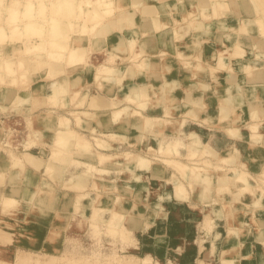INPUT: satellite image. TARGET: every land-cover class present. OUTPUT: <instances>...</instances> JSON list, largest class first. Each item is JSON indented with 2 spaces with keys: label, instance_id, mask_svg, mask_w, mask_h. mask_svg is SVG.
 I'll return each instance as SVG.
<instances>
[{
  "label": "crops",
  "instance_id": "obj_1",
  "mask_svg": "<svg viewBox=\"0 0 264 264\" xmlns=\"http://www.w3.org/2000/svg\"><path fill=\"white\" fill-rule=\"evenodd\" d=\"M196 1L142 0L136 8H127L123 15L132 14V24L122 23L116 29H108L99 42L94 43L90 62L98 64L106 58L105 51H109L110 45L136 37L137 48L141 50L137 60L142 66L132 61L124 45L115 63L120 82L103 81L99 86L92 69L85 72L77 67L69 72L72 78L78 79L73 90L80 88L89 96L116 102L114 106L99 107H87L89 101L86 102L78 109H85L92 116L84 117L81 127L74 122L72 126L85 134H90V129L95 127L99 133L124 136L125 140L119 138L112 143L120 145L118 149L148 157L151 156L146 152L148 145L181 136L187 143V135L195 133L202 144L205 142L203 145L215 151L216 155L210 157L213 165L201 170L199 177L190 172L183 177L160 158L150 157L155 165L145 169L138 166L134 157L122 156L120 170L112 167L103 176L97 173L88 176L89 196L83 199L86 204L83 210L88 214L89 204H101L106 209L105 218L112 210L124 216L122 222L133 237L124 252L150 254L161 260L170 259L175 264H264V187L255 196L251 189L240 192L235 172L230 170L236 167L238 171H245L250 186L264 179V58L255 55V51L264 52V39L259 42L253 25L249 34L241 33L244 14L231 11L211 20L197 16L192 24L186 23L182 16ZM144 5L157 10L158 15L145 12ZM152 15L158 17L163 26L155 28ZM238 42L244 53L232 56ZM219 53L223 54L226 65L222 68L217 62ZM245 63L252 64L250 73L242 69ZM33 87L47 90L48 82L38 78ZM31 88L24 92L30 93ZM131 90L137 92L136 102L127 99ZM250 104L259 109L256 119L252 118ZM27 106L29 110L25 114L32 117L47 109L52 110L53 116L66 114L72 107L71 104L56 107L32 106L31 103ZM113 108L125 109L117 120L111 117ZM2 113L0 110V120L7 116ZM146 119L150 122L146 123ZM36 125L42 130L45 128L42 121L36 120ZM29 150L36 154L44 148L32 146ZM182 152L186 154L185 150ZM224 157L232 158L231 163L221 162ZM182 160L188 161L184 155ZM5 165L6 160L0 158V167ZM82 171L70 166L65 173L77 175ZM4 172L5 183L18 186L20 198L24 195L12 214L0 212V226L10 233L14 247L40 248L45 244L46 233L52 230L63 231L65 237L84 236L83 229L74 225L73 190L51 181L44 170H19V179H10L14 173L11 170ZM206 178L210 180L209 187L204 181ZM172 179L184 185L185 194L176 193ZM111 181L116 189H106V183ZM92 182L97 184V190L90 186ZM47 188L54 192L51 200L46 196L43 199ZM31 192L35 194L34 199L28 196ZM64 206L66 211H61ZM102 240L107 249L120 247L109 235L104 234Z\"/></svg>",
  "mask_w": 264,
  "mask_h": 264
},
{
  "label": "bare ground",
  "instance_id": "obj_2",
  "mask_svg": "<svg viewBox=\"0 0 264 264\" xmlns=\"http://www.w3.org/2000/svg\"><path fill=\"white\" fill-rule=\"evenodd\" d=\"M259 1L264 5V0H197L189 6L186 15L182 16V18L186 23L192 24L197 16L205 20H211L217 18L218 15L223 16L230 11L237 14H244L242 15V25L239 28L240 32L249 34L250 27L253 25L256 28L259 42H261L264 39V6L261 8ZM141 2L142 0H0V103L12 102L14 105L17 104L18 108L23 112L15 113L12 111H4V113L6 115H21L24 119L25 128L27 125V129H25L27 132L23 134V139L17 145H14L8 140L11 131L8 132L0 120V147L3 146L7 150V158L10 164V168H8L14 172L10 175V179H19V170H29V168L33 170H44L46 175H51H48L51 181L53 180L54 183L57 181V183L62 184L67 190H73L75 192V199L72 205L76 214L84 213L83 209L86 207L83 199L89 196L88 191H86V188L89 186L87 185L88 176L93 173H97L96 175L98 176H103V174L109 173L112 167L120 170L119 164L122 156L134 157L138 161V166L145 169H151L155 165L153 158L150 157H156L155 159L160 158L164 164L173 167L183 177H186L189 172L194 177H199L201 170H207L208 167L213 165L210 157L216 155L215 151L209 146L203 145L205 142L202 144L195 133L187 135V143L183 141L181 136L158 140L156 144L148 145L146 152L151 155L148 157L149 155L132 154L127 150L118 149L120 145L116 146V144L112 143L113 140L119 138L125 140L126 137L124 136L121 137L115 133H99L95 127L90 129V134H85L77 131L72 126V122H74L76 126L81 127L84 122V117L92 116L87 110L78 109L83 107L86 102L89 101L87 107L114 106L116 102L113 100L105 101L99 96H89L86 90H81L80 88L73 90L72 87L77 85L78 79L75 80L72 78L69 72L77 67H80L85 72H90L92 69L99 86L103 81L120 82L119 69L116 68L115 63L124 45L126 46L124 51L131 56L132 61L138 66H142V63H139L137 60L141 50L137 48L136 37L127 40L121 39L119 43L110 45L109 51H105L106 58L103 61L100 60L101 62L99 61L98 64L93 65V62H90V55L95 46L94 43L99 42L98 40L104 36V33L108 29L110 31L116 29L122 23L124 25H131L132 14L127 12L123 15V13L128 7L136 8ZM145 5V12L150 15H158L159 12L157 10ZM261 10L263 12L260 13ZM152 18L155 28L163 26L162 22L159 23L158 17L153 16ZM201 25L199 23V26ZM259 42H256V45ZM254 48H256L255 45ZM243 53L244 49L238 42L231 55L241 56ZM255 55L264 58V52L255 51ZM217 62L219 68L226 66L222 53H219ZM242 69L246 73H250L252 71V64L245 63ZM38 78L42 82H48L47 90L35 89L33 87V83ZM6 85H8L9 90H5ZM29 87H32L30 89L31 92L25 93L24 91ZM131 91L132 93L127 96V99L129 102H136L137 92L135 90ZM28 103H31L32 106L46 104L56 107H68L71 104L72 107L68 109L66 114L57 113L53 116L52 110L49 111L47 109L48 111L46 110V112H41L39 115L32 117L26 116L27 113L25 114L29 110ZM249 110L252 113V118L256 119L259 112L258 107L250 104ZM124 111L125 109L113 108L111 117L113 120H117ZM36 120L42 121L45 127L44 129L48 130L49 133H46L47 131L43 132L44 129L42 130L36 125ZM147 122H150V119H146ZM252 129L256 131L254 126ZM181 134L185 135L183 132ZM255 134L256 136L258 135L257 132ZM15 141L17 142V140ZM19 146H21V149ZM32 146L44 148V151L34 154L29 150ZM182 150H185L186 154ZM183 155L188 161L185 162L182 160ZM0 158H2L1 154ZM231 159L230 157H224L220 161L229 164ZM200 161L201 164H199ZM70 166L81 168L83 171L77 175L65 173V170ZM230 170L235 172L234 177L240 192L251 189V193L255 196L257 195L256 193L263 189V178L261 179V183L250 186L245 171H238L236 167H230ZM4 177L5 173L0 172V207H4L7 204L10 209H12L11 207L18 208L24 195L20 198L18 186L7 185ZM204 181L209 187V178L204 179ZM172 182L177 194H185V187L180 181L172 179ZM106 184V189L117 188L113 181L107 182ZM90 186L96 190L98 188L95 182H92ZM47 192H50L51 195L54 193L52 188H47ZM33 193L31 192V195L28 196L33 197ZM42 196L44 199V195ZM47 198L51 200V197L47 196ZM36 199L40 202L39 198ZM89 207L90 212L88 214L72 215L76 227L81 229L89 227L92 233L94 232L93 235L97 236L100 232V226L103 225L104 228L102 229L108 234L116 235L122 240L128 238L130 230L122 222L123 215L112 210L109 213V217L105 218V216L102 217L103 209L105 208L101 204H89ZM66 209L67 207L64 206L61 211H66ZM1 210L2 212L3 210L6 211L5 208ZM12 212L14 211L12 210ZM2 230L4 232L5 229L1 228ZM3 236L5 238L6 234ZM3 236L0 235V239ZM61 236H64L63 231H49L46 233V238H44L45 244L40 246V248L26 249L21 246L14 247L13 252H11L12 258H4L1 256L5 252L3 248L5 245L0 240V264H43L37 261V258L33 255V251L39 252V250H45V246L49 250L48 244L61 241ZM91 238L93 240V237ZM95 248L94 250L96 251L91 248L93 250L92 252L82 251L86 254L81 252L77 253L78 251L71 250L72 247L65 251L60 248L57 257L47 264H175L170 259L161 260L150 254L132 256L130 254H124L119 248L110 253H101V250L97 251ZM88 251H90V247Z\"/></svg>",
  "mask_w": 264,
  "mask_h": 264
},
{
  "label": "rangeland",
  "instance_id": "obj_3",
  "mask_svg": "<svg viewBox=\"0 0 264 264\" xmlns=\"http://www.w3.org/2000/svg\"><path fill=\"white\" fill-rule=\"evenodd\" d=\"M248 2H250V1H248ZM260 2V5H261V8H262V6H264L263 4H261V1H259ZM226 9V8H225ZM261 12H263V10H261L260 11V13ZM220 15H218V17H219ZM96 65V64H95ZM5 90H9V88H8V85H6L5 86ZM10 104V105H9ZM0 110H2L3 111V113H4V111H12V112H15V113H18V112H21L22 110H20L19 108H18V105L16 104V105H14V104H12V102H5V103H0ZM23 112V111H22ZM7 113H9V112H7ZM20 114V113H19ZM8 116V115H7ZM4 117H6L5 115L4 116H2L1 118V120H4ZM14 117H16V118H18L19 116L18 115H12V117H9V118H7V121L5 122V128L8 130V132H10L11 131V134L9 133V137H8V140L9 141H11V144H14V145H17V143L19 142V141H21L22 139H23V134L24 133H26L27 131H24V122H23V120L21 119V117H19L18 119H16V118H14ZM13 118V119H12ZM10 121H9V120ZM15 119V120H14ZM15 121H16V123H15ZM21 121V122H20ZM7 123V124H6ZM12 123V124H11ZM9 124H10V126H9ZM12 125V126H11ZM15 125V126H14ZM9 128V129H8ZM15 128H17V129H15ZM14 129V130H13ZM26 129H27V125H26ZM13 130V131H12ZM15 130L17 131L16 133H15ZM14 132V133H13ZM13 134V135H12ZM18 137V138H17ZM10 138H11V140H10ZM15 138H17V139H15ZM15 140H17V142L15 141ZM14 142V143H13ZM207 147H208V145H206ZM3 150H2V149ZM4 150H6L3 146H1L0 147V154L2 155V159L4 158V160H6V165L2 168V167H0V170H3V171H0V172H2V173H6V172H4V170H9V161H8V156H7V154H8V152H7V150L6 151H4ZM7 152V153H6ZM5 153V154H4ZM232 160V159H231ZM231 160H230V163H231ZM224 163V162H223ZM9 167V168H8ZM24 170H26V169H24ZM46 174V173H45ZM51 174V173H50ZM49 175V174H48ZM49 176H51V175H49ZM50 178V177H49ZM55 183H57V181H55ZM37 188H39V187H37ZM39 191H41V190H39ZM38 191V192H39ZM87 191V190H86ZM51 192V191H50ZM50 192H47V189H45L44 191H43V193H44V196H48V197H51V199H52V195H51V193ZM89 193V192H88ZM34 194V193H33ZM40 197V196H39ZM31 199H34V197H31ZM2 204V203H1ZM6 205L7 204H5L4 205V207L2 206V207H0L1 209L3 208H5L6 209V211H7V213H10L11 212V214L13 213L12 212V210L13 211H15V210H17V207L16 208H13V207H11L12 209H10V207H9V205H7V207H6ZM9 208V209H8ZM0 209V210H1ZM5 210H3V212H2V210H1V213L2 214H7V213H5L6 212ZM105 212H106V210L105 209H103V214H102V217H104V214H105ZM75 215H85V212L84 213H77L76 214V211H75V209H74V212H73V216H75ZM1 226H0V231H1ZM102 228H104V226L102 225V226H100V228H99V230H100V232L98 233V235L97 234H95V235H97V236H94L93 235V233H92V230H90V228L89 227H86V228H83V232H84V236L83 237H81V236H76V235H68V236H61V241H59V242H57V243H51V244H48V248H49V250H47V246H45L46 248H45V250H39V252H35V251H33V255H34V257H36L37 258V261H40V263H43V264H47V263H49V262H52L51 260H53L54 258H56L57 257V253H58V251L60 250V248H62V250L63 251H65V250H67V249H71V247H72V249L71 250H74V251H78L77 253H83V252H92L93 250H94V248L95 249H97V251H99V250H101L100 252L101 253H110V252H113L114 250H117V249H114V248H109V249H107L106 248V246H105V244L103 243V240H102V236L104 235V234H106V235H109L112 239H113V241H118L119 243H120V246L121 247H119V249H121V251L124 249V247L127 245V243H128V241H129V239H132L133 240V237H131L132 235H131V231L128 233V238L127 239H125V240H122L121 238H118V236H116V235H111V234H108L105 230H103ZM3 229V228H2ZM5 232H7L6 230H4V232H3V230L1 231V233H0V235L1 236H3L4 234H6V237L4 238V236L3 237H1V243L3 244V245H5L3 248H4V253H2L1 254V256L2 257H4V258H12V253L11 252H13V250H14V245H12L11 244V241H12V237H11V235H10V233L9 232H7V233H5ZM82 232V233H83ZM4 233V234H3ZM131 235V236H130ZM131 238H130V237ZM91 237H93V240H92V238ZM4 239V242L6 243H4L3 242V239ZM93 241V242H92ZM63 243H64V245H63ZM77 243H78V246H77ZM81 243V244H80ZM100 244V245H99ZM82 245V246H81ZM74 246V247H73ZM75 246H76V248H75ZM94 248H93V247ZM97 246H98V248H97ZM101 246V247H100ZM15 247H17V246H15ZM79 247H80V249H79ZM88 247V248H87ZM89 247H90V251H88V249H89ZM74 248V249H73ZM79 250H78V249ZM91 248L93 249V250H91ZM87 249V250H86ZM83 251V252H82ZM94 251H96V250H94ZM103 251V252H102ZM122 252H124V251H122ZM83 254H86V253H83ZM124 254H130V255H132V256H135L136 254H132V253H129V252H124ZM137 256V255H136ZM139 256V255H138Z\"/></svg>",
  "mask_w": 264,
  "mask_h": 264
},
{
  "label": "built area",
  "instance_id": "obj_4",
  "mask_svg": "<svg viewBox=\"0 0 264 264\" xmlns=\"http://www.w3.org/2000/svg\"><path fill=\"white\" fill-rule=\"evenodd\" d=\"M9 117H11L10 115H8V116H6V117H4L5 119L4 120H2V123H3V125L5 124V122L7 121V118H9ZM9 120V119H8ZM15 132H17V131H15Z\"/></svg>",
  "mask_w": 264,
  "mask_h": 264
}]
</instances>
